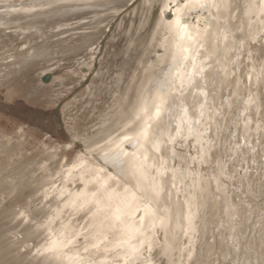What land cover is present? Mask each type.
<instances>
[{
	"label": "snow or ice",
	"instance_id": "6c2138e0",
	"mask_svg": "<svg viewBox=\"0 0 264 264\" xmlns=\"http://www.w3.org/2000/svg\"><path fill=\"white\" fill-rule=\"evenodd\" d=\"M5 11L18 10L13 6ZM158 11L157 31L163 32L160 43L168 53L166 70L161 68L158 77L142 91L120 131L104 145H97L104 164L118 168V175L90 163L88 154L81 152L70 165L65 159L55 172L50 170L51 161L41 163L42 172L33 173V177L47 176L48 181L34 193L29 192L31 182L19 183L13 175L18 159L24 158L28 132L24 125L0 117V121L14 125L9 129L0 123V183L5 188L0 224L6 226L5 236L14 235L16 240L22 239L28 229L27 235L35 237L34 243L18 247L21 251L32 249L37 264H162L153 255L157 250L161 257L180 251L181 264L187 250L191 261L194 249L190 243L178 249L174 240H169L172 214L170 208L161 205L165 194L171 200V189L177 187V169L169 166L176 157L168 153L184 148V143L177 144L178 137L187 141L194 134L196 142L201 143L203 133L193 127V122L199 124V120L194 121V115L187 116L188 109L179 105L174 111L172 104L177 95L182 99L186 94L199 92L207 97L222 56L227 61V66L220 69L225 80L234 77L236 89L247 81V99L241 97V115L254 111L259 117L254 131H264V50L252 47L264 46V0H245L242 6L236 0H160ZM241 11L248 18L247 39L235 35L237 30L244 31L233 23ZM233 65L240 75L231 70ZM177 118L173 129L172 122ZM182 133L188 135L181 136ZM13 145L18 146L15 152L11 151ZM43 147L56 151L54 147L49 149V144ZM64 147L71 149L73 145L69 141L61 145ZM206 157L210 158L201 149L196 157L189 158L203 164ZM34 164L29 161L26 170ZM166 178L171 181V188L166 186ZM175 195L179 203L178 190ZM191 208L186 198L183 224L181 216L176 217V228L184 236H189V232L195 235Z\"/></svg>",
	"mask_w": 264,
	"mask_h": 264
},
{
	"label": "bare ground",
	"instance_id": "6f19581e",
	"mask_svg": "<svg viewBox=\"0 0 264 264\" xmlns=\"http://www.w3.org/2000/svg\"><path fill=\"white\" fill-rule=\"evenodd\" d=\"M129 2L130 0H0V10L2 9L0 11V25L4 27V30L16 28L18 30L16 36L26 34L22 37H26V40H28L24 44H21L18 49H14L13 47L7 50L9 48L7 46V48L5 47L6 49L2 48V50L5 49L6 51L0 50L2 51V53L0 52V93H5V98L8 100L17 96H25L29 101H39L42 104L44 103L43 105L51 106L55 103L52 100L54 97L58 98L59 95L66 93L72 84H79L83 81L82 70L81 68L72 69L73 66H71L72 68L66 74L67 76L59 81L57 80L58 82L56 81L54 86L44 87L45 85L38 84L29 87L35 80L41 78L40 74H34L33 69L45 65L52 58L55 50H57L56 52H61L58 53L60 55L57 58L58 62H56L57 64H61V66L71 62L76 55L80 56L94 52L100 40L103 39V34L107 33L106 30L109 28L115 14ZM236 3L242 6L245 0H236ZM159 5L160 0H151V3H149V0H143L128 19H124L115 27L111 39L107 42L108 49L103 56L104 64L100 72L95 75L93 81H91V85L79 97L80 100L75 101L77 105L79 101L82 102L78 108H82L83 113L80 112L77 115L76 112L72 116V119L70 118L71 120H69L70 130L74 133L73 136L81 141L83 146L82 144L80 146L84 147L87 153H89V157H91L90 163L107 167L109 171H112L116 175L119 174L120 170L113 168L110 163L108 165L104 164V161L100 158L101 150L97 148V145H104L110 136L120 131L121 126L131 114V110L142 91L149 86L150 81L158 77L161 68L166 70L165 57L168 56V53L160 43L163 38V32L157 31V24L160 19ZM13 6L18 11H5V8ZM25 9L34 10L25 11ZM236 15L239 19L234 20L233 23L242 26L244 31L237 30L235 35L239 38L247 39L248 18L242 15V11L237 12ZM224 18L225 15L222 14L221 20L223 21ZM68 38L76 41L77 47L80 48L78 51L74 48L75 51L69 52L68 47L70 44L67 45V43H71V41H65ZM4 39L6 41L11 40L9 36H6ZM2 42L1 44H3ZM9 45L11 46V44ZM252 47L256 49L255 45ZM13 57H15L14 62L12 61L8 65V62ZM225 66H227V61L222 56L219 64L216 65L219 71L213 72L214 79L207 90L209 92L207 97L200 95L199 92H194L192 95L186 94L182 99L177 95L176 103L172 104L174 111L177 110L179 105L188 109L186 115H194V121L199 120V124L193 122V127L199 128L200 132L203 133L200 138L201 143L196 142L194 134L189 136L187 141L179 137L177 138L178 140L180 139L177 144L180 142L184 143V148L189 147L191 149V151L186 152L188 155H185V157L184 153L178 148L175 153L172 151L168 153L169 156L175 155V157L186 161V166L190 165V167L183 168L181 174L179 171H176L175 183L177 187L176 189H171L173 192L171 200L165 194L161 205L162 207L170 208L172 214V231L169 233V240H174L175 247L178 249L190 243L194 249L193 255H197L201 249L200 244H197L198 232L200 230L199 224L203 215V209H207L209 206V204L203 205L201 203L199 193L204 188H207L208 185L205 187L207 181H210L213 187H216L215 182L218 175L211 171L212 169L203 167L207 157L203 165L199 159L192 160L189 157H196L198 150L201 149L210 155L209 149H211L214 142V133L215 131L217 133L221 131L223 127L222 120L231 113V110L235 111V116L231 118L232 123L231 128H229V139L227 142L232 143V139L238 138L246 126L244 125L243 127L242 125L243 119H247V121H251V124L246 129L249 136L246 140H249L251 144L256 143L257 147L261 145L262 153H264V131L260 133L254 131L259 117L254 111L244 114L243 117L241 116L243 108L241 97L247 99V89L245 88L247 81L245 80L240 85V88L236 89L233 83L234 77L225 80L224 73L220 70ZM88 70L85 69L86 72ZM231 70L236 75H240V72L236 71L234 65L231 66ZM209 71L212 70L209 69ZM233 92H235V95H230ZM224 97H226L225 100H223ZM197 99L199 103H197ZM261 103L262 107H264V97L261 98ZM201 104H203V108H201ZM201 112H203V116H201ZM212 120H214V123H212ZM177 123L178 118L172 122L173 129L176 128ZM172 134L175 135V132ZM186 135L188 134H181V136ZM257 140H259V143H257ZM80 146L78 147L80 148ZM230 146L232 147V145ZM89 149H95V152H91ZM248 157L250 158L251 155ZM44 160H52V163L49 165L52 172L58 170L61 164L56 160V156L53 153L46 154L37 163H44ZM193 162H195L194 167L191 166ZM67 163L71 164L70 162ZM177 165L176 158L174 164L171 161L169 162L170 167L174 166L176 168ZM37 170L42 169L39 167ZM13 173L15 172L13 171ZM172 175L171 172L168 173V177ZM47 181V176H44L43 179H32L30 192L34 193L40 185ZM121 183H123V180H121ZM165 183L168 188H171V181L168 178H166ZM76 186L80 187L79 183ZM177 190L179 191V203H177L175 195ZM186 198L191 202V211L194 214L196 225L195 235L189 232V236L192 237L191 241L189 240V236H184L182 231L176 228L177 216H181L180 223L183 224L182 209ZM216 204L214 214L219 215L218 217L223 219L224 205H221L220 199L217 200ZM236 209L231 210L232 212H236ZM161 215H166V213L162 212ZM251 217L250 215V219ZM214 227L210 228L214 229ZM212 234L211 239H213V244L205 245L207 248H212L217 243L220 231L218 230V233L214 232ZM159 238L163 242L162 232L159 233ZM34 241L28 240V242L32 243ZM210 242L208 243L210 244ZM32 251L27 252L25 258H30L31 261L34 260L37 263L36 258L32 255ZM13 252L9 251V255L6 257L7 260L3 258V264H21L22 262L19 260L24 261L23 258L17 261L12 260L11 254ZM153 255L157 260H161L162 264H181L180 251H175L169 256L161 257L159 250H157ZM237 255L238 257L240 256V254ZM241 260L243 261V259ZM188 262L187 250H185L183 253V264H188ZM237 262L239 263L238 260L235 263Z\"/></svg>",
	"mask_w": 264,
	"mask_h": 264
},
{
	"label": "rangeland",
	"instance_id": "374dc122",
	"mask_svg": "<svg viewBox=\"0 0 264 264\" xmlns=\"http://www.w3.org/2000/svg\"><path fill=\"white\" fill-rule=\"evenodd\" d=\"M142 1L143 0H130L129 3L115 14L109 28L106 30L107 33L103 34L104 37L100 40L94 52L80 56L76 55L71 62L61 66V64L56 63L60 55L58 53L61 52H56L57 50H55V52L53 51L52 58L47 61L45 65L33 69V72H35L34 74H40L41 78L35 80L29 87L38 84H43L45 85L44 87L54 86L57 80L59 81L67 76L66 74L70 68H72L71 66H73L72 69L81 68L82 70V75L84 76L83 81L79 84H72L70 89L63 95H59L58 98L54 97L52 100L55 103L51 106L43 105L44 103L42 104V102L39 101H29L25 96H17L8 100L5 98V93H0V117L6 116L24 125L28 132L25 144L23 145L25 149L24 158L23 160L18 159L16 167L13 170L15 172L13 175L17 178L19 183L25 181L31 182L32 179H34L33 173L42 172V170L36 171V169H39L40 165L37 162H39L43 156H46V154L53 153L59 163L64 162L65 159L67 162L72 163L76 154L81 152L87 153L84 147H82L83 144L81 141L74 137V133L70 130L69 120L72 119V116H74L76 112L77 115L80 112L83 113L82 108H78L82 102L79 101L77 105L75 101L80 100L79 97L86 91L87 87L91 85V81H93L95 75L100 72L104 64L103 56L108 49L107 42L111 39L115 27L124 19H128ZM0 11H2V9ZM17 31L16 28L4 30V27L0 25V35L2 36V40L0 38V44L1 41H3L0 50L5 47L7 48V46H9L7 50L13 47L14 49H18L21 44L28 41L26 37H22L26 34L16 36L18 33ZM6 36H9L11 40L6 41L4 39ZM65 41H71V43H67V45L70 44L68 47L69 52H73L75 49L78 51L80 49L77 47L78 44H76V41H72V38H68ZM9 44H11V46ZM255 46L256 49L259 48L264 50L263 46ZM5 49L2 51H6ZM2 51L0 52L2 53ZM14 58L15 57L11 58L8 65L11 64L12 61L14 62ZM85 69L89 70L86 72ZM54 91H56V89H54ZM225 99L226 97L223 98V100ZM234 116L235 111L231 110V113L222 120L223 127L221 131L219 133L215 131L214 133V142L210 149V155H208L210 158H206V164H202L203 167L212 169L211 171L215 172L218 177L215 182L216 187H213V184L207 181L205 187L207 185L209 187L207 186V188H204L206 189L205 191H203V189L199 193V200L201 203L203 205L209 204V206L207 209H203V215L199 224L200 230L198 232L197 244H200L201 249L198 251L197 255H193V259H191V262L189 261L190 263L188 262V264H234L237 260L239 263L237 262L235 264H264V153H262L261 145L257 147L256 143L251 144L249 140H246L249 138L246 129L247 126L251 124L247 123V119H243V127L246 123L247 126L241 131L238 138H236L237 140L232 139V143L227 142L229 139V128H231L232 123L231 118H234ZM241 116L243 117V115ZM215 117L217 118V116ZM0 123H5L9 129L14 127V125L10 123L3 121H0ZM212 123H214V120H212ZM45 137L48 139L45 140ZM179 140L177 139V142ZM69 141H71L73 145L71 149L67 147L61 148L62 144L66 145ZM44 144H49V149L54 147L56 151L52 152L51 150H45L43 147ZM81 144L82 146H80ZM230 145H232V147ZM238 145L239 147H237ZM248 145H251V147H248ZM78 146H80V148ZM17 147V145H13L11 151L15 152ZM253 148L255 151L252 150ZM189 149V147H186L179 150L184 153L183 155L185 157V155H188L186 152L191 151V149ZM28 152H31L32 155L28 156ZM16 154L19 157V153L17 152ZM249 155H251L250 158L248 157ZM89 156L90 155H88V157ZM176 160L178 162L176 169L180 174L183 172V168L190 167V165L186 166V161L181 158L176 157ZM29 161H33L35 164L30 169L26 170V165H28ZM49 161L52 163V160ZM217 161H219V163H217ZM43 162L47 163L48 161L44 160ZM179 162H181V164H179ZM194 165L195 162L191 164L192 167H194ZM218 187L219 191H217ZM4 192L5 188L3 184L0 183V204L3 203ZM218 198L221 200V205H224L223 207L225 208H223L224 220L218 217L219 215L214 214L217 206L216 202L219 200ZM231 209H236V212L233 211V213ZM235 213H237V215H235ZM229 215L231 216L229 217ZM250 215L252 216L251 219ZM225 218L227 219L225 220ZM213 226H215L214 229L210 228ZM5 229L6 226L0 224V264L4 263L3 258L7 260L6 257L9 255V251H14L13 254H11V259L14 261L23 258L24 261L19 260L22 262L21 264H37L35 263L36 261L25 258L26 253L30 252L32 249L21 251L18 247V245L32 244V242H28V240H35L34 236L27 235L28 229L24 230L25 234L23 238L19 240H16L14 235L6 237ZM218 230L220 231V237L217 243L212 248H207L205 245L213 244V239H211L212 233H218ZM208 242H210V244ZM154 253H156V251ZM237 254H240V256L238 257ZM241 259H243V261Z\"/></svg>",
	"mask_w": 264,
	"mask_h": 264
}]
</instances>
